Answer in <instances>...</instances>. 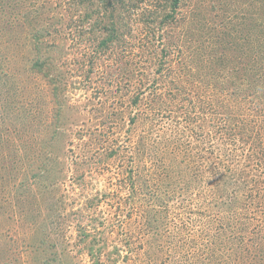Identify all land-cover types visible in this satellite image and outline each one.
I'll return each instance as SVG.
<instances>
[{
	"label": "rangeland",
	"instance_id": "rangeland-1",
	"mask_svg": "<svg viewBox=\"0 0 264 264\" xmlns=\"http://www.w3.org/2000/svg\"><path fill=\"white\" fill-rule=\"evenodd\" d=\"M63 2L0 0V264H264V141L229 135L264 116L215 89L244 66L264 72V0H182L173 77L190 85L180 59L219 100L208 150L198 127L154 119L149 72L125 79L96 60ZM215 60L232 69L212 76Z\"/></svg>",
	"mask_w": 264,
	"mask_h": 264
},
{
	"label": "trees",
	"instance_id": "trees-1",
	"mask_svg": "<svg viewBox=\"0 0 264 264\" xmlns=\"http://www.w3.org/2000/svg\"><path fill=\"white\" fill-rule=\"evenodd\" d=\"M63 5L67 10L79 15L74 22L76 24V34L82 36L84 29L89 26V35L93 36L95 43L94 54H98L96 60H100V56L101 58L113 59L115 72L125 79L136 75V77H141V80L145 83L144 79L149 72V82L151 84L149 83L148 88L152 89L155 94L152 101L158 107L154 111V119H163L169 127H175L172 120L178 126L185 124L187 131L190 132L198 127L199 132L196 133V138L206 143L207 150L209 147H213L216 136L221 135V133L218 131L209 134L205 128H212L216 125L208 119V114L215 111V102H219L216 99L214 90L211 88V84L207 88H202L200 76L198 82L192 80L196 77H191L189 65L187 64L184 67L180 59L178 61L179 67L183 71L182 74L189 75L190 85L183 86L180 84L181 80L173 77V74L177 71L173 68L175 62L172 58V51L180 44V38L177 36L176 31L182 24V20L178 17L182 0H64ZM81 10H85L86 15L83 16L80 13ZM229 36L231 34L227 35V37ZM213 39L215 40L214 37ZM136 48L138 49L137 54H132ZM160 48H162L161 55L158 51ZM222 52L228 56V50H222L221 54ZM219 53L214 54L219 57ZM241 53L244 58L241 55L234 56L240 63L247 58L244 48L241 49ZM220 62L218 63L216 60L215 63L212 62L213 66L210 68V71L213 72L212 76L219 72L220 67L223 70L232 69L229 65L220 66ZM129 68L133 71H130ZM244 69L248 72L234 74L232 84L228 90L225 88L226 85L221 86V83V87L218 85L215 89L224 95L226 93L235 94L237 98H245V102L255 105L257 111L253 109L249 111L248 115L264 116L262 114L264 113V72L258 66L254 67V72L246 66H244ZM102 78L105 80L104 77ZM110 81H107L109 87L114 84ZM103 93L110 95L111 89L105 88ZM134 102L136 105L139 103L137 98ZM246 122L247 120L244 119L242 122L237 120L236 128L231 129L229 135L235 141H238V138L240 141L247 138L250 144H254V148L260 147L264 141L262 132H260L264 130V120L258 129L249 122L248 125L251 131L248 128H243V126H247ZM184 136L187 137V134H184ZM186 143L192 144V142L185 139L183 149L188 146ZM160 152H162L160 148H155L153 153L158 156ZM143 155L147 160L149 156L147 154ZM151 156L155 157L152 153ZM186 156H190V154ZM258 157V155L253 157L257 158L256 162L264 161V153ZM150 160L153 164L151 158ZM128 173L134 180L135 174L133 171ZM144 175V178L146 176L154 178L153 175H146V173ZM165 176L175 179L176 169H167ZM163 180H165V177ZM177 182L182 184L179 179H177ZM173 188L174 184H172L171 190ZM260 195L262 196L261 193ZM209 205L210 210H207L203 215L205 218L210 217L209 214L213 209L212 202Z\"/></svg>",
	"mask_w": 264,
	"mask_h": 264
}]
</instances>
